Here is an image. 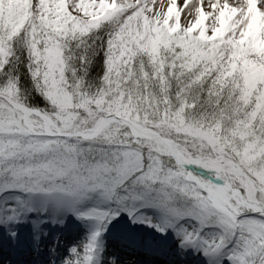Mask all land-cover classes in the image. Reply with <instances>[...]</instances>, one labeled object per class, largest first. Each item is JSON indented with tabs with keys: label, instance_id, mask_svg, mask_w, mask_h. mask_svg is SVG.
<instances>
[{
	"label": "snow or ice",
	"instance_id": "1",
	"mask_svg": "<svg viewBox=\"0 0 264 264\" xmlns=\"http://www.w3.org/2000/svg\"><path fill=\"white\" fill-rule=\"evenodd\" d=\"M264 264V0H0V264Z\"/></svg>",
	"mask_w": 264,
	"mask_h": 264
}]
</instances>
